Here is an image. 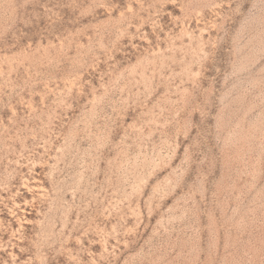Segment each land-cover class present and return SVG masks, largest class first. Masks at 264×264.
I'll use <instances>...</instances> for the list:
<instances>
[{
	"label": "rangeland",
	"instance_id": "1",
	"mask_svg": "<svg viewBox=\"0 0 264 264\" xmlns=\"http://www.w3.org/2000/svg\"><path fill=\"white\" fill-rule=\"evenodd\" d=\"M0 264H264V0H0Z\"/></svg>",
	"mask_w": 264,
	"mask_h": 264
}]
</instances>
